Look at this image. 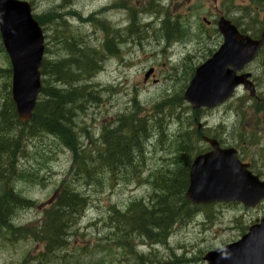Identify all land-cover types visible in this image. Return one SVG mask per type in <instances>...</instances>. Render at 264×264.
<instances>
[{
  "label": "rangeland",
  "instance_id": "374dc122",
  "mask_svg": "<svg viewBox=\"0 0 264 264\" xmlns=\"http://www.w3.org/2000/svg\"><path fill=\"white\" fill-rule=\"evenodd\" d=\"M26 1L31 4L33 14L42 19L44 58L50 62L67 56V48L63 45L65 38L73 37L74 43L80 44V47L100 50L105 41L102 24L118 30L109 39L118 53L105 58L102 69L91 79L74 82L76 86H93L91 91L99 97V101L85 105L84 113H77V134L83 146L90 145V138H98L103 126L112 123L119 114L134 109L135 104L141 109L136 111L137 117H148L151 120L149 123L156 127L144 138L143 179L151 177L161 167L170 165L176 158L173 142L181 125L187 128L189 121H193L192 127L198 122L204 124L203 130L208 135L220 136L228 145L238 142L249 148L250 140L258 138L255 129L264 125V110L260 111L256 105H243L246 98L242 89L235 94L233 101L229 100L208 112L193 110L182 99L192 71L208 59L222 41L216 26L206 25L202 18L212 19L219 13L228 14L237 17L242 26L252 27V19L255 18L252 12L249 15V7L245 5L250 3L252 7L256 6L252 0ZM156 3L164 11L160 13V18L147 23L152 19L149 13H152L151 9ZM100 9L105 11L99 14ZM129 9L134 10L142 25V30H136L138 36H126L123 29L129 22ZM166 14L178 21V29L181 27L184 30L183 35L175 39V36L171 37L169 41H166L160 29V20ZM90 15L95 16L92 21L87 19ZM261 16L262 13L259 14ZM173 41L178 42L171 51L168 46ZM3 50L0 46V69L5 70L10 67V63ZM263 58L259 55L245 67V71L252 74L259 91L264 93ZM150 68H153L152 75L143 81L144 74ZM1 75H5L4 72H0V100L4 96L6 82H9L6 76ZM43 78L49 80L48 76ZM179 95L180 101H172L160 106L161 109H155L163 100L175 99ZM230 105L233 108L230 109ZM157 124H161L162 130ZM183 140L185 142L186 137ZM21 143L22 155L20 153L16 167L22 174L16 169L13 182L18 181L14 185L16 191L36 205L30 209L17 210L12 223L16 227H32L35 231L42 225L43 208L51 201L56 188L70 169L72 154L62 148L53 136L41 135V132ZM194 146L203 149L206 145L197 140ZM185 148L183 144L179 147L181 153ZM100 177L102 179L96 184L86 185L83 181L74 180L73 175L71 186L86 198L87 206L77 223L68 230L70 236L66 248L44 254V243L34 235L24 233V236L14 238L2 230L0 264H134L122 249L112 245L118 238L113 234L116 231L112 233L107 225L109 208L115 206L119 210L125 209L136 199L146 200L150 187L147 182H142L140 176L130 180L121 176L112 179L105 173ZM254 216V211L241 207L216 203L207 205L201 207L200 212L191 219L173 226L163 241L152 240L147 244L141 238H136V249L145 264H206L203 255L238 239L241 236L240 228ZM100 241L110 244L104 252L98 251L97 244Z\"/></svg>",
  "mask_w": 264,
  "mask_h": 264
},
{
  "label": "trees",
  "instance_id": "16d2710c",
  "mask_svg": "<svg viewBox=\"0 0 264 264\" xmlns=\"http://www.w3.org/2000/svg\"><path fill=\"white\" fill-rule=\"evenodd\" d=\"M161 10L156 3L151 12L157 16ZM128 15L129 22L124 29L126 36L132 34L138 36L136 30H142V25L139 24L134 10L129 9ZM35 18L42 20L39 16ZM160 25L167 41L171 40V37H178L177 31L180 32L178 24L176 21L171 22L168 14ZM117 31L104 28V40H111V36ZM72 40L73 37L65 38L63 41L68 51L66 57L52 62L44 60L41 72L48 76L49 80L44 79L42 82L40 96L28 123L22 124L18 120L10 97L9 85L6 83L4 88V96L0 100V233L6 230L14 238L22 237L24 233L32 234L44 243V254H52L67 247L70 236L68 230L77 223L86 208V198L74 191L71 186L73 175L74 180L83 181L86 185L96 184L105 173L112 179L121 176L130 180L140 176L142 182H147L150 187L146 201L134 200L123 210L115 206L110 207L108 227L116 231L113 234L118 238L112 245L122 249L125 255H132L135 264H145L142 256L133 253L132 236L141 235L149 242L163 241L174 225L191 219L198 209L185 200L184 192L188 185V170L192 156L201 151L194 146V141L200 138V132L188 129L192 123L190 121L187 122V128L181 125L180 132L173 142L176 158H173L170 165L161 167L151 177L145 179L141 176L145 161L142 158L144 138L156 127L149 123L151 120L148 117H137L136 111L141 110L138 104H135L134 109L119 114L112 123L103 126L98 138L93 139L89 135L90 145L83 146L77 134V113L78 111L84 113L85 105L99 101V97L91 91L93 86L78 87L74 82H78L81 75H90L97 69H93V66L102 54V46L100 50L92 47H74ZM4 74L1 77L10 78L9 70ZM180 100V95L175 99L163 100L155 109H161L162 105L166 106L172 101ZM159 121L162 122L160 119ZM156 126L162 130L161 124ZM39 132L41 135L53 136L62 148L70 151L72 164L51 201L43 208V222L35 232L32 227L21 228L12 224L17 210L36 205L34 201L16 191L14 185L18 181L13 182V179L17 171L21 173L16 167L22 148L21 141L34 138ZM183 137H186L185 142H182ZM182 144L186 147L183 153L179 150ZM107 239L110 240L109 236ZM97 245L101 251L110 247V244H103L102 241Z\"/></svg>",
  "mask_w": 264,
  "mask_h": 264
},
{
  "label": "water",
  "instance_id": "95a60500",
  "mask_svg": "<svg viewBox=\"0 0 264 264\" xmlns=\"http://www.w3.org/2000/svg\"><path fill=\"white\" fill-rule=\"evenodd\" d=\"M218 29L223 43L195 68L183 92V99L193 109L210 108L223 102L241 83L252 92L251 86L244 81L248 75L237 76L236 71L254 58L264 43V31L261 39L252 40L240 35L223 18L218 22ZM0 33L12 65V99L19 120L25 123L31 118L41 90L39 67L44 51L41 30L27 2L0 0ZM151 72L152 69L145 73V79ZM204 139L211 149L195 156L190 165L186 200L192 204L240 201L246 206L256 205L264 196V182L245 170L234 150L222 149L215 140ZM203 258L207 264H264V219L239 241L211 250Z\"/></svg>",
  "mask_w": 264,
  "mask_h": 264
},
{
  "label": "flooded vegetation",
  "instance_id": "af4514ba",
  "mask_svg": "<svg viewBox=\"0 0 264 264\" xmlns=\"http://www.w3.org/2000/svg\"><path fill=\"white\" fill-rule=\"evenodd\" d=\"M258 138L250 140V147L245 148L240 145L236 146L240 160L246 162L249 165V169L254 173L264 179V125L257 129ZM236 206V205H235ZM256 208L264 214V205L259 204ZM260 218V217H259ZM258 218H251L247 224H254L258 222ZM246 225V223L244 224Z\"/></svg>",
  "mask_w": 264,
  "mask_h": 264
},
{
  "label": "bare ground",
  "instance_id": "6f19581e",
  "mask_svg": "<svg viewBox=\"0 0 264 264\" xmlns=\"http://www.w3.org/2000/svg\"><path fill=\"white\" fill-rule=\"evenodd\" d=\"M62 16H58L57 18H61ZM101 28L104 30V28H106V26H105V24H102V26H101ZM72 38V37H71ZM74 39V38H73ZM81 40V39H80ZM72 41H74V40H72ZM110 40L109 39H106L104 42H103V44H102V54L100 55V57H99V59H97L96 60V65L95 66H93V69H95V68H97L95 71H93V73L92 74H90V75H86V74H84V75H81V77L79 78V80L78 81H80V80H86V79H91L92 77H94L95 75H96V73H98L101 69H102V63L104 62V60H105V58H107V57H110V56H114V55H116L117 53H118V50H117V48H116V46L114 45V44H111V42H109ZM78 45V43H74V47L75 46H77ZM78 46H80V44L78 45ZM72 47V46H71ZM76 49H77V47H76ZM121 56V55H120ZM78 60V59H77ZM76 77V76H75ZM63 78V77H62ZM74 79V78H73ZM72 80V79H71ZM76 80V79H75ZM69 82V81H68ZM74 82V81H73ZM77 83V82H76ZM51 84H53V83H51ZM53 86H55V85H53ZM84 86H86V85H84ZM78 87H81V86H78ZM58 91V90H57ZM66 92V91H65ZM70 92V91H69ZM49 94V93H48ZM65 95V94H64ZM68 96V95H67ZM73 96V95H72ZM62 98H63V96H62ZM61 98V99H62ZM65 98V97H64ZM70 99V98H69ZM68 99V100H69ZM71 116V115H70ZM67 119V118H66ZM55 128V127H54ZM56 130V129H55ZM54 130V131H55ZM62 131V130H61ZM74 133V132H73ZM75 137V136H74ZM128 146V145H127ZM127 148V147H126ZM170 202V201H169ZM170 205V204H169ZM172 205V204H171ZM174 205V204H173ZM161 210H162V208H161ZM171 210V209H170ZM165 212V211H164ZM165 213H167V212H165ZM164 213V214H165ZM7 215V214H6ZM169 215H171V214H169ZM10 217V216H9ZM163 219V218H162ZM141 236V235H140ZM167 236H168V234H167Z\"/></svg>",
  "mask_w": 264,
  "mask_h": 264
}]
</instances>
